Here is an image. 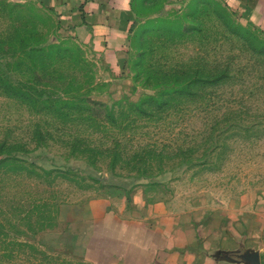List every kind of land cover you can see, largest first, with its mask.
Returning a JSON list of instances; mask_svg holds the SVG:
<instances>
[{"label":"rangeland","instance_id":"obj_1","mask_svg":"<svg viewBox=\"0 0 264 264\" xmlns=\"http://www.w3.org/2000/svg\"><path fill=\"white\" fill-rule=\"evenodd\" d=\"M8 1L70 49L37 78L0 55V264H92L79 205L134 186L147 220L179 226L185 264H264V54L227 25L249 21L223 0H128L111 65L41 0Z\"/></svg>","mask_w":264,"mask_h":264},{"label":"crops","instance_id":"obj_2","mask_svg":"<svg viewBox=\"0 0 264 264\" xmlns=\"http://www.w3.org/2000/svg\"><path fill=\"white\" fill-rule=\"evenodd\" d=\"M223 1L240 20L264 30V0ZM41 2L53 8L59 25L77 32L81 41L103 56L112 55L113 61L107 57L111 65L119 63L116 57L128 24V0ZM141 199L140 190L134 186L128 191L120 188L115 193L91 197L79 205V217L91 224L92 264H185L184 260L193 255L191 249H181L185 241L177 233L175 220L162 224L147 220L141 211Z\"/></svg>","mask_w":264,"mask_h":264},{"label":"trees","instance_id":"obj_3","mask_svg":"<svg viewBox=\"0 0 264 264\" xmlns=\"http://www.w3.org/2000/svg\"><path fill=\"white\" fill-rule=\"evenodd\" d=\"M140 1L137 0L136 3H140ZM194 3H196V0ZM39 6L45 8L41 3ZM23 9L24 5L22 3L0 0V18L5 19L3 25L0 26V55L6 54L15 57L17 64L26 66V73L37 78L38 75L46 73V59H51V55L56 52L60 51L61 53V50H69L70 48L58 39L50 41L44 39V32L41 28H38L37 19L45 22V18L41 14L39 15L40 12L25 15L22 12ZM230 13L233 14V11L230 9L225 10V17L229 19ZM58 25L59 20L57 18L55 27H58ZM227 25L229 32L245 41L252 51L264 54V39L257 34L259 28H254L250 22L244 25L232 20H228ZM143 26L151 27L148 22L143 23ZM179 26L183 30L193 29L194 27L193 24H180ZM60 55L65 56L67 54L62 52ZM79 60L76 57L74 61ZM82 60L84 59L82 58ZM2 85L3 91L6 93L32 103L37 102L36 95L41 94L43 91L41 89L36 90L34 86H22V84L20 86L7 80H3ZM40 86H49V84L42 82Z\"/></svg>","mask_w":264,"mask_h":264},{"label":"water","instance_id":"obj_4","mask_svg":"<svg viewBox=\"0 0 264 264\" xmlns=\"http://www.w3.org/2000/svg\"><path fill=\"white\" fill-rule=\"evenodd\" d=\"M255 253L254 252H249L248 254H247V256H248V258H249V260L251 259V260H255L254 258H255Z\"/></svg>","mask_w":264,"mask_h":264}]
</instances>
